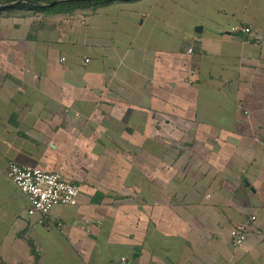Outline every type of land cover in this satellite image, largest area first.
I'll list each match as a JSON object with an SVG mask.
<instances>
[{
    "label": "crops",
    "instance_id": "1",
    "mask_svg": "<svg viewBox=\"0 0 264 264\" xmlns=\"http://www.w3.org/2000/svg\"><path fill=\"white\" fill-rule=\"evenodd\" d=\"M234 26L264 0L0 16V264H264V46ZM9 162L78 187L62 226Z\"/></svg>",
    "mask_w": 264,
    "mask_h": 264
},
{
    "label": "built area",
    "instance_id": "2",
    "mask_svg": "<svg viewBox=\"0 0 264 264\" xmlns=\"http://www.w3.org/2000/svg\"><path fill=\"white\" fill-rule=\"evenodd\" d=\"M231 32H241L248 37V42H255L264 46V35L253 31L251 27H231ZM191 52V49L188 50ZM5 176L10 180L26 197L28 216L39 215V222L44 219L50 221L57 227L62 222L53 219L50 215L55 206H74L77 204L78 187L64 180L58 173L45 172L38 168L19 166L13 162L7 164ZM255 217H250L254 220ZM248 233L247 223L234 225L229 232L231 245L237 249L241 247ZM115 264H128L125 257H121Z\"/></svg>",
    "mask_w": 264,
    "mask_h": 264
},
{
    "label": "trees",
    "instance_id": "3",
    "mask_svg": "<svg viewBox=\"0 0 264 264\" xmlns=\"http://www.w3.org/2000/svg\"><path fill=\"white\" fill-rule=\"evenodd\" d=\"M114 0H0V16L15 12H32L33 14L70 15L82 8H94L97 5ZM132 1V0H121Z\"/></svg>",
    "mask_w": 264,
    "mask_h": 264
},
{
    "label": "water",
    "instance_id": "4",
    "mask_svg": "<svg viewBox=\"0 0 264 264\" xmlns=\"http://www.w3.org/2000/svg\"><path fill=\"white\" fill-rule=\"evenodd\" d=\"M236 36L243 37L244 35L242 33H235Z\"/></svg>",
    "mask_w": 264,
    "mask_h": 264
}]
</instances>
